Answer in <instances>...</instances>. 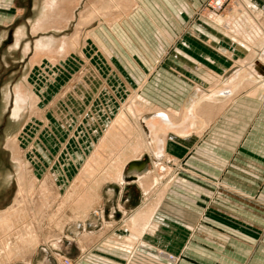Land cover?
I'll return each mask as SVG.
<instances>
[{
    "label": "crops",
    "instance_id": "crops-1",
    "mask_svg": "<svg viewBox=\"0 0 264 264\" xmlns=\"http://www.w3.org/2000/svg\"><path fill=\"white\" fill-rule=\"evenodd\" d=\"M5 1L0 19L11 22L15 14H21L22 21L14 27L10 47L21 49L22 60L32 53L24 72L42 60V55L68 53L69 41H57L56 30L67 27L70 8L82 1L79 24L100 21L90 33L99 46L107 49L98 29L109 27L118 38L110 35L117 43L111 53L117 64L112 65V73L119 85L125 84L126 104L133 100L134 106L118 108L97 151L108 162L117 159L120 181L131 178L135 186L120 204L131 208L112 215L113 221H122L127 227L123 233L128 240L116 243L119 250L129 253L141 242L144 250L163 249L179 255L178 264H264V21H247V12L238 17L233 14L225 17L230 24L223 26L224 31L201 24L199 36L185 35L179 43L177 38H146L143 32L157 28L158 23L164 29L156 12L177 13V0L119 4L139 3L129 16L139 33L135 37L125 31L133 28L127 21L124 30L117 23L104 25L103 0ZM248 1L255 2L258 14H264V0ZM144 13L150 22H141ZM176 25L178 29L183 26ZM43 30L49 35L32 42L30 37ZM172 43L174 48L168 54ZM120 69L128 81L123 80ZM20 87L29 89L22 83ZM14 92L15 102L19 99L23 109L27 94L21 96L18 89ZM3 93L7 101L13 90ZM11 145L7 146L13 150L12 164L22 168V156ZM139 161L143 167L137 174L130 166ZM5 168L0 167V197L9 184ZM164 255L160 253V257Z\"/></svg>",
    "mask_w": 264,
    "mask_h": 264
},
{
    "label": "rangeland",
    "instance_id": "rangeland-1",
    "mask_svg": "<svg viewBox=\"0 0 264 264\" xmlns=\"http://www.w3.org/2000/svg\"><path fill=\"white\" fill-rule=\"evenodd\" d=\"M103 1L100 10L104 11V25L117 23L123 29L127 21L133 28L132 32L125 31L135 37L138 32L129 16L138 8V1L123 6L119 4L127 0ZM177 1L174 5L177 13L156 12L161 16L159 22L164 29L155 23L157 28L143 30L146 38H177L182 43L185 35L199 36L201 24L224 31L225 17L233 14L238 17L243 12L248 14V19L244 20L264 21V14L256 12L253 1ZM7 2L0 0V6ZM83 4L82 1L71 7V22L66 28L56 30L57 41H69L68 53L66 50L62 55H42V60L26 72L32 53L24 55L25 60H22L21 49L10 47L14 27L22 22L21 14H15L17 20L11 22L0 19V38L4 36V41L0 40V167H6L9 176L8 189L0 197V248L10 242L16 250L7 258L3 252L0 264H178L179 255L163 249L147 251L140 242L126 253L116 244L127 242L128 235L124 234L127 227L122 221H113L112 215L118 211L122 215L131 208L120 204L128 197L129 188L135 186L131 178L118 181L106 174L112 172L110 167L117 159L108 162L99 158L101 154L97 150L101 149L104 130L118 108L124 105L128 109L134 103L131 100L126 104L125 84L119 85V79L112 73V65H117L111 59V53L117 48L110 37L114 30L109 27L96 30L106 51L90 35L101 25L100 21L94 19L79 24ZM9 6L14 8L16 4L9 3ZM143 18L141 22H150L147 13ZM176 22L183 25L182 28L178 29ZM48 35L49 32L43 30L30 39L33 42ZM123 38L126 41V35ZM173 43L166 50L168 54L172 53ZM24 73L29 77H24ZM123 76V80L128 81ZM20 83L31 91L21 90ZM116 87L120 88L119 92ZM5 89L13 90L7 101L4 100ZM16 89L21 96H28L23 109L15 104ZM10 142L18 156H22V168L16 169L12 164L13 150L7 146ZM156 173H160V169ZM125 175L126 170L123 177ZM7 214L13 215V222L7 221ZM28 231L34 239L32 242L25 233ZM20 232L29 242L17 240ZM161 252L174 255L177 261L160 257Z\"/></svg>",
    "mask_w": 264,
    "mask_h": 264
},
{
    "label": "bare ground",
    "instance_id": "bare-ground-1",
    "mask_svg": "<svg viewBox=\"0 0 264 264\" xmlns=\"http://www.w3.org/2000/svg\"><path fill=\"white\" fill-rule=\"evenodd\" d=\"M225 25L224 26H228L229 24H230V22L228 21V20H226L225 21V23H224ZM228 24V25H227ZM230 27V26H229ZM32 96V95H31ZM32 99V98H31ZM19 99L17 100V104H16V106H17V108L19 107ZM16 109V108H15ZM17 112V111H16ZM14 113H15V111H14ZM15 115H17V113H15ZM159 116L161 117V118H164V119H169V117H168V115L167 114H165V113H159ZM167 121V120H166ZM169 121V120H168ZM158 155H160V154H158ZM143 163V162H142ZM140 161L139 162H133L132 164H131V166H130V168H131V170H135V172L137 173V174H140V172L142 171V167H143V164H142ZM111 168V171L112 172H114L113 174H111V172H106V174H108L112 179H117L118 181H120V178H119V175H120V173H119V171H118V160L116 161V162H114L113 163V166H111L110 167ZM107 177V175L106 176H102V178H101V180H103V179H105ZM22 189V188H21ZM20 190V189H19ZM23 190V189H22ZM88 206V205H87ZM6 218H7V221H10V222H13L14 221V219H13V215L12 214H7V216H6ZM26 233V235L27 236H29L30 237V239H29V241L30 242H32L34 239H33V237H32V234H30L29 233V231L28 232H25ZM24 238H26V236L24 235V233L22 232H20V233H18V235H17V240L19 239L20 240V242L22 241V242H26V241H28L27 239H24ZM15 239V238H14ZM28 241V242H29ZM18 242V241H17ZM33 244V243H32ZM1 245V244H0ZM2 247V246H1ZM15 247H17V246H15ZM13 250H15L14 249V245L12 244V243H10V242H7V243H5V246L4 247H2V248H0V257H1V255L3 254V252L5 253V258H7V257H11L10 256V254L12 255V252H15V251H13ZM4 255V254H3ZM167 256H168V254H166V256H165V258H167ZM2 258V257H1Z\"/></svg>",
    "mask_w": 264,
    "mask_h": 264
},
{
    "label": "built area",
    "instance_id": "built-area-1",
    "mask_svg": "<svg viewBox=\"0 0 264 264\" xmlns=\"http://www.w3.org/2000/svg\"><path fill=\"white\" fill-rule=\"evenodd\" d=\"M166 254V253H165ZM167 258H169L170 261H177L172 254H168Z\"/></svg>",
    "mask_w": 264,
    "mask_h": 264
}]
</instances>
